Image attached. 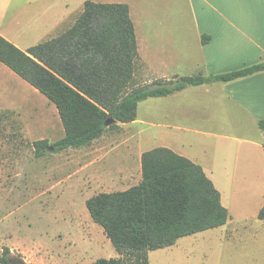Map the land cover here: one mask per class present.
Wrapping results in <instances>:
<instances>
[{
  "label": "crops",
  "instance_id": "crops-1",
  "mask_svg": "<svg viewBox=\"0 0 264 264\" xmlns=\"http://www.w3.org/2000/svg\"><path fill=\"white\" fill-rule=\"evenodd\" d=\"M88 1L129 6L141 69L151 77L149 84L158 79L222 75L264 64V0H0V35L26 52L69 30ZM153 20L160 26L148 25ZM261 121L264 70L227 83L188 86L169 96L149 98L139 104L134 122L119 124L79 148L54 153L49 147L48 154L36 160L35 142L52 145L65 137L58 109L0 62L1 188L29 185L41 189L42 178L34 173V180H27L23 166L38 167L44 160L49 172L42 189L51 193L79 177L73 192L84 199L85 206L95 195L124 192L138 185L142 155L167 148L202 167L220 192L230 219L223 191L214 183L215 170L188 156L180 137L182 133H208L211 140H224L231 147L238 143L240 156L235 159L257 155L264 165ZM63 194L60 191L54 197ZM262 208L264 202L258 204L254 218L264 224L258 218ZM83 214L85 220L91 218L85 208Z\"/></svg>",
  "mask_w": 264,
  "mask_h": 264
},
{
  "label": "trees",
  "instance_id": "trees-1",
  "mask_svg": "<svg viewBox=\"0 0 264 264\" xmlns=\"http://www.w3.org/2000/svg\"><path fill=\"white\" fill-rule=\"evenodd\" d=\"M0 62L47 97L58 109L65 137L34 143L35 158L82 147L119 124L132 123L138 106L188 86L231 82L264 70L256 64L222 75L138 82L140 57L127 4L86 2L61 36L24 52L0 35ZM116 123L106 127L108 119ZM264 130V121L259 123ZM87 210L118 257L93 264H149L148 253L178 239L224 226L228 210L202 167L167 148L142 155L141 182L124 191L87 200ZM258 218L264 220V208ZM3 249L0 264H10Z\"/></svg>",
  "mask_w": 264,
  "mask_h": 264
},
{
  "label": "rangeland",
  "instance_id": "rangeland-1",
  "mask_svg": "<svg viewBox=\"0 0 264 264\" xmlns=\"http://www.w3.org/2000/svg\"><path fill=\"white\" fill-rule=\"evenodd\" d=\"M154 24L160 26L159 21L148 23ZM150 78L143 69L137 72L143 85H148ZM182 134L184 152L215 170L214 183L223 191L231 218L220 228L182 237L171 247L150 251L149 264H264V224L254 218L258 204L264 202L263 161L257 155L235 159L240 156L238 143L231 147L224 140H211L208 133ZM44 162L39 161L38 167L30 163L23 166L27 180L33 181L34 173L42 178L41 189L26 185L7 190L1 188L0 181V257L5 247L9 257L26 264H93L101 258L118 257L102 228L91 218L85 220L84 208L89 212L84 199L73 192L79 177L48 193L42 189L49 172ZM60 191L64 194L56 199L54 195Z\"/></svg>",
  "mask_w": 264,
  "mask_h": 264
},
{
  "label": "water",
  "instance_id": "water-1",
  "mask_svg": "<svg viewBox=\"0 0 264 264\" xmlns=\"http://www.w3.org/2000/svg\"><path fill=\"white\" fill-rule=\"evenodd\" d=\"M114 123H116V121H115L114 119L110 118V119H108V120L106 121L105 125H106V127H109L110 125H112V124H114ZM50 150L53 151L54 149L51 147ZM9 262H10V264H26V263L24 262V260H22V259H20V258H17V257H10V258H9Z\"/></svg>",
  "mask_w": 264,
  "mask_h": 264
}]
</instances>
